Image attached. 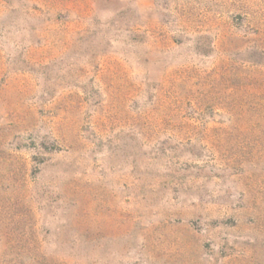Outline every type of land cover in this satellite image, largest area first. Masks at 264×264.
<instances>
[{"label": "rangeland", "instance_id": "374dc122", "mask_svg": "<svg viewBox=\"0 0 264 264\" xmlns=\"http://www.w3.org/2000/svg\"><path fill=\"white\" fill-rule=\"evenodd\" d=\"M0 264H264V0H0Z\"/></svg>", "mask_w": 264, "mask_h": 264}]
</instances>
